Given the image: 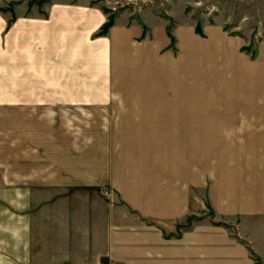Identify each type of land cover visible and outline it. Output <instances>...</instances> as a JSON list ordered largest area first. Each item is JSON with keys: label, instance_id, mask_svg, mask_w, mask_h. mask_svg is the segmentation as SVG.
I'll return each instance as SVG.
<instances>
[{"label": "crops", "instance_id": "crops-1", "mask_svg": "<svg viewBox=\"0 0 264 264\" xmlns=\"http://www.w3.org/2000/svg\"><path fill=\"white\" fill-rule=\"evenodd\" d=\"M46 7L0 14V264H264V46L180 23L163 64L135 24L92 38L88 0Z\"/></svg>", "mask_w": 264, "mask_h": 264}, {"label": "rangeland", "instance_id": "rangeland-1", "mask_svg": "<svg viewBox=\"0 0 264 264\" xmlns=\"http://www.w3.org/2000/svg\"><path fill=\"white\" fill-rule=\"evenodd\" d=\"M49 2L50 0L45 2L40 0H0V14L6 18L8 24L15 19L18 13L45 16L46 4ZM88 2L92 6L100 7L107 19L109 16L112 17L111 26L116 23L126 24L127 26L137 25L141 33L137 36L135 44L139 45L137 42L142 40H155L158 44V58L163 64H165L166 57L164 58L162 54L172 48L175 51L177 50V38L173 36L172 32L180 23L193 25L194 29L196 25L201 27L204 24H219L228 33L240 35L243 42L242 48H245L247 52H254L258 46H264V0H88ZM108 29L104 34L107 33ZM99 30L94 32L92 38L102 35ZM159 31H161L162 36ZM164 36L167 38H163ZM95 51H99L97 47ZM49 60L51 61L50 65L61 67L63 72L60 74L59 79L63 82L121 81V78L118 80L121 74H118V76L112 75V79L109 80L110 75L107 74L106 70L107 59L104 60L103 65H96L90 69L88 75L81 72L78 74L76 72L78 68H68L67 64L70 63V59L69 61L67 58L59 57L56 60L52 58ZM113 62L112 60L111 69L113 67L116 70ZM153 70L152 74L162 71L161 68L159 69L156 66ZM132 73L123 75L122 78L125 80L122 81L140 82L143 80L141 77H147L148 79L151 77V79L159 81L154 82L155 84H165L162 73L157 76H149V74L136 76ZM31 79L34 81L39 80L33 76ZM95 93L101 94V92ZM2 109L0 108V116L3 112L5 113V109ZM204 214L211 216L209 212Z\"/></svg>", "mask_w": 264, "mask_h": 264}, {"label": "trees", "instance_id": "trees-1", "mask_svg": "<svg viewBox=\"0 0 264 264\" xmlns=\"http://www.w3.org/2000/svg\"><path fill=\"white\" fill-rule=\"evenodd\" d=\"M41 2H45V1H48V0H40ZM111 23H112V17L109 16L108 19L102 24V26L100 27V30H99V33L101 34H104L106 32V30L108 29V27L111 26ZM195 31L196 33L198 34H201V27L199 25H196L195 26ZM171 37V36H169ZM245 50V48H243ZM253 55V54H252Z\"/></svg>", "mask_w": 264, "mask_h": 264}]
</instances>
